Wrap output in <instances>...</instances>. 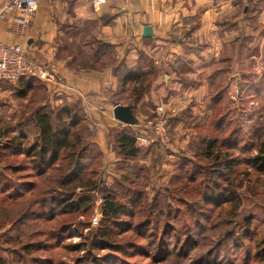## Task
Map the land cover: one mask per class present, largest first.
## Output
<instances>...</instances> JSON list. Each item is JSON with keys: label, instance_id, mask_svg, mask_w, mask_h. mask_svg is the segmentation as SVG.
<instances>
[{"label": "rangeland", "instance_id": "374dc122", "mask_svg": "<svg viewBox=\"0 0 264 264\" xmlns=\"http://www.w3.org/2000/svg\"><path fill=\"white\" fill-rule=\"evenodd\" d=\"M262 8L257 0L238 9L252 27L249 35L221 39L219 47L213 39L187 41L182 54L165 60L164 70L142 54L143 98L136 101L139 83L112 93L118 104H136L139 116L115 132L116 141L129 128L140 134L161 98L169 142L153 134L144 144L135 139L138 152L132 155L116 143L111 161L93 142L94 121L78 99L59 101L58 91L36 77L0 80V264H264V170L257 159L264 140V44L256 36ZM83 34L88 36L77 43L82 64L114 71L120 62L115 51L105 48L96 57L97 37L90 27ZM89 40L95 46L87 52ZM124 66L117 69L120 76ZM156 77L159 96L152 102L145 95ZM174 93L186 97L176 114L169 105ZM76 102L82 120L73 131L89 149L82 157L80 146L65 149L44 170L39 148L34 155L32 150L41 138L35 113L52 114L58 127L56 112ZM77 164H84L83 172ZM108 196L125 205L128 215L105 221ZM97 211L101 219L94 224ZM106 229L109 244L95 246Z\"/></svg>", "mask_w": 264, "mask_h": 264}, {"label": "crops", "instance_id": "0c3cea01", "mask_svg": "<svg viewBox=\"0 0 264 264\" xmlns=\"http://www.w3.org/2000/svg\"><path fill=\"white\" fill-rule=\"evenodd\" d=\"M7 1L0 0V9ZM256 2L257 0H109L96 9L91 0H39L37 12L27 23L14 21L12 14L0 19V42L20 43L32 57L56 62L62 84L55 96L59 101H62L63 96L76 98L85 107L86 113L94 121V125L89 124L94 132L92 140L103 152L106 162L114 159V146L118 143L115 132L126 127L114 116V108L119 102L114 101L112 93L122 86L121 76L111 66L100 68L82 64L84 60L79 55L81 51H78L77 43L83 35L88 36L83 33H87L90 27L94 33L92 36L109 43L120 62L123 61L128 68L139 66L141 54L145 52L155 60L158 69L164 70L165 60H174L182 54L185 46H188L185 44L187 41L206 42L213 39L214 46L219 47L221 39L231 41L239 35H249L252 27L246 17L238 14V9L242 5ZM262 4V24H258L256 28L257 44L261 43V46L264 44V0ZM146 25L152 27L150 37L144 36ZM84 46L88 52V47H94L95 44L89 40ZM192 47L194 45L189 48ZM223 49L224 46L216 53L220 54ZM91 51L94 52L93 49ZM166 53L169 54L168 57ZM105 54L103 52L100 56ZM259 83L264 86V80ZM155 85L150 96L145 95L148 101L154 102L159 96V77H156ZM177 94L174 93L169 98V105L172 106L170 109L175 114L177 103L186 99ZM129 129L135 131L134 128Z\"/></svg>", "mask_w": 264, "mask_h": 264}, {"label": "trees", "instance_id": "16d2710c", "mask_svg": "<svg viewBox=\"0 0 264 264\" xmlns=\"http://www.w3.org/2000/svg\"><path fill=\"white\" fill-rule=\"evenodd\" d=\"M96 41V42H95ZM93 42L97 43V48L95 49L94 55L100 56L103 52H106V49H111V46L109 43H106L98 38H95ZM143 54V53H142ZM141 54V56H142ZM141 61V59H140ZM123 61L119 62L118 65H116V69H114L115 73H119L118 67H122ZM125 71L122 72L121 76V85L125 86L127 83H139L138 91L140 90L142 94L140 96H137L136 101H139L143 98V94L146 93L143 88H140L141 85H143L145 81V76L147 75L146 72H144L143 65L140 63L139 66H136L135 68H128L124 66ZM25 78V77H24ZM30 79H33L30 77ZM21 80V79H20ZM30 87V86H28ZM137 90V88H136ZM144 92V93H143ZM81 105V104H80ZM79 102H76L75 104L71 106H63L61 109H59L56 112V119L58 120V127H54L52 123V114L48 112H41L37 111L35 113L36 117V123L37 126L40 128L41 134H40V142L33 146V155L36 148H39L36 151V155L39 156L40 159V166L41 168L47 169L49 168L53 163H55L59 156L62 154V151L65 149H75L76 147H81V152L78 153L77 156L82 157L89 149L90 143L83 144V138L80 134H77L73 129L79 125V123L82 120V117L80 118V107ZM135 108V107H134ZM43 109V108H42ZM41 109V110H42ZM64 114V115H63ZM69 119L67 122L66 120ZM84 120V119H83ZM136 139V133L129 130L126 132L122 138L118 139V143L122 144V150L125 155H132L136 154L138 152V148L135 147L134 141ZM120 141V142H119ZM20 147V143L18 144ZM126 145H129L130 147H126ZM11 147V146H8ZM261 149L262 154L257 157V159L260 160V167L262 170H264V140L261 143ZM75 151L72 152V155H75ZM78 171L83 172L85 166L84 164H77ZM223 193V192H222ZM212 197V196H211ZM222 197L223 194H222ZM111 197H107L105 208H104V220L107 222H110L112 219H117L120 215H128L127 207L121 203H116L114 200H112ZM212 203L216 202V198L210 199ZM226 200H232V198H227ZM109 228H112L111 226H107ZM109 237H110V231L109 230H102L100 232V236L97 237L93 244L95 246H106L109 244Z\"/></svg>", "mask_w": 264, "mask_h": 264}, {"label": "built area", "instance_id": "2783aa9c", "mask_svg": "<svg viewBox=\"0 0 264 264\" xmlns=\"http://www.w3.org/2000/svg\"><path fill=\"white\" fill-rule=\"evenodd\" d=\"M39 0H8L0 9V19L7 15H13V19L19 23H27L38 9ZM109 0H91L94 8L99 9ZM36 77L41 79L48 88L59 91L62 79L59 77L58 66L52 61H43L29 55L20 43L5 44L0 42V80L17 81L22 77ZM154 119H149L142 126L143 131L136 135V141L140 144L147 143L152 134L158 140L168 144V120L167 107L163 99L159 98ZM98 211L95 213L93 222L100 221Z\"/></svg>", "mask_w": 264, "mask_h": 264}, {"label": "water", "instance_id": "95a60500", "mask_svg": "<svg viewBox=\"0 0 264 264\" xmlns=\"http://www.w3.org/2000/svg\"><path fill=\"white\" fill-rule=\"evenodd\" d=\"M144 36H152V27L150 25H146L144 27ZM166 77L168 76L166 75ZM114 116L121 124L126 123L133 125L137 123V119L133 113V107L131 105L117 104L114 108Z\"/></svg>", "mask_w": 264, "mask_h": 264}]
</instances>
